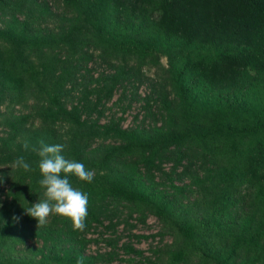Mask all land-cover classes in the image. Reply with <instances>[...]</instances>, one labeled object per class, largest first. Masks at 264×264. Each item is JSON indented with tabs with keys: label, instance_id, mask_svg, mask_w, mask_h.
Masks as SVG:
<instances>
[{
	"label": "trees",
	"instance_id": "1",
	"mask_svg": "<svg viewBox=\"0 0 264 264\" xmlns=\"http://www.w3.org/2000/svg\"><path fill=\"white\" fill-rule=\"evenodd\" d=\"M56 1L0 0V264H94L83 255L91 229L149 216L159 233L131 238L172 240L152 264H264V0ZM96 52L111 75L87 76ZM144 65L162 70L149 122L100 123L116 85ZM41 140L94 172L69 177L88 195L83 232L25 213L44 198L31 150ZM21 155L33 171L12 167ZM184 178L202 188L185 195L174 185ZM27 236L40 249L17 250Z\"/></svg>",
	"mask_w": 264,
	"mask_h": 264
},
{
	"label": "rangeland",
	"instance_id": "2",
	"mask_svg": "<svg viewBox=\"0 0 264 264\" xmlns=\"http://www.w3.org/2000/svg\"><path fill=\"white\" fill-rule=\"evenodd\" d=\"M50 1L52 5L59 6L56 0ZM57 10L58 9H54L53 11ZM186 50L188 49L186 48ZM189 50L194 51L195 55L200 57L212 55L214 53V51L208 48L198 49L194 47L189 48ZM98 53L99 52H96L95 55L97 56L88 66V68L93 67L90 74L87 75L89 78L92 77V79L109 76L114 72L112 69H109V64L98 58ZM160 63L163 68H167V57H161ZM160 75H162L161 69L157 70L151 65H144L141 67V73L135 80L129 83L117 84L113 91L112 98L105 106L104 117L100 123H105L108 122V119H113L114 121H119L123 128H129L143 123L147 110L151 107H156L157 98L155 94L157 93V81ZM2 111H4V107H2ZM15 111L19 113V107H16ZM145 122H149V119H145ZM170 168L171 164L164 165L165 172L168 173ZM202 175L203 174H201L200 177ZM168 185L169 182H167V186ZM174 185L185 187V195L190 190L198 192L202 188L201 184H194L189 178H184L181 181L174 180ZM0 188L2 190L1 201H4L8 186L4 185ZM190 196V200H195L196 197L201 198L200 195L196 193ZM48 220H50V216ZM130 223L133 224L134 222ZM105 225H107V223H105ZM160 230L161 224L153 216H149L145 224H137L134 228H131L129 225H119L109 230H106L104 227L93 228L86 235L83 255L95 258L94 264H152L151 260L148 262L147 259L152 258L153 260V252L158 251L163 245H171V237H166L162 241L159 240V237L136 241V239L131 238V235H157ZM24 242L23 245L17 243V250H25L26 248L32 249L33 247L35 249H40L43 244L42 239L30 236H27ZM50 245V242L47 243V246ZM128 246L132 248L133 252H137V254L129 251Z\"/></svg>",
	"mask_w": 264,
	"mask_h": 264
},
{
	"label": "clouds",
	"instance_id": "3",
	"mask_svg": "<svg viewBox=\"0 0 264 264\" xmlns=\"http://www.w3.org/2000/svg\"><path fill=\"white\" fill-rule=\"evenodd\" d=\"M27 151L28 142L23 145ZM65 145L46 144L39 142V148L31 150L38 153V170L40 175L39 185L44 190L43 199L28 207L26 215L37 222V227L45 226L52 214L68 218L74 231L85 230L88 216V195L73 186L70 176L76 177L81 182L90 183L94 172L87 169L82 162L65 158L62 154ZM13 168L23 169L25 172L33 171L24 156L17 157L12 164ZM3 177H0V183ZM76 264H84V258L79 257Z\"/></svg>",
	"mask_w": 264,
	"mask_h": 264
}]
</instances>
